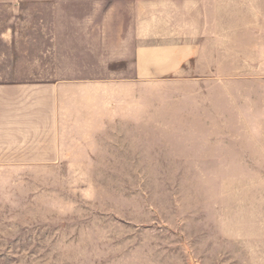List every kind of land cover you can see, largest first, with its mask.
<instances>
[{"label": "rangeland", "instance_id": "374dc122", "mask_svg": "<svg viewBox=\"0 0 264 264\" xmlns=\"http://www.w3.org/2000/svg\"><path fill=\"white\" fill-rule=\"evenodd\" d=\"M194 9L221 53L138 80ZM0 83L51 89L0 140V264H264V0H0Z\"/></svg>", "mask_w": 264, "mask_h": 264}, {"label": "crops", "instance_id": "0c3cea01", "mask_svg": "<svg viewBox=\"0 0 264 264\" xmlns=\"http://www.w3.org/2000/svg\"><path fill=\"white\" fill-rule=\"evenodd\" d=\"M188 9L191 11V7ZM226 21V13L218 11V13L210 14L206 10L198 13L194 9V13L192 15L188 13L186 17L185 27L180 21L176 29L172 26V31L164 35L165 37L162 36V38H166L162 43L154 47H140L138 49L136 56L137 79L144 81L147 79H166L167 77L184 79L200 75L203 71V62L210 60L209 54L212 51L221 53V45L224 46L226 40ZM203 75L205 76L206 73ZM50 90V88L45 89L44 87L36 90L35 86L27 83H0V127H7L0 130L1 141L4 138L11 141L15 140L14 135H18V133L11 125L12 119L20 116L27 118L29 111L33 112L36 94H42L46 97L47 110L50 109ZM20 112L21 114L18 115ZM29 139L32 138L24 137L22 140L26 142ZM5 150L0 149L1 152ZM19 150L25 153V150ZM10 154L16 157L15 153ZM7 156L10 155L7 154ZM33 156L34 154H32ZM35 163L43 162H5V164Z\"/></svg>", "mask_w": 264, "mask_h": 264}]
</instances>
